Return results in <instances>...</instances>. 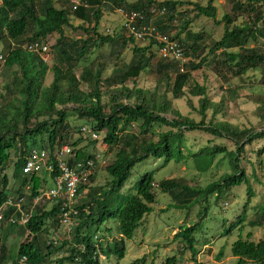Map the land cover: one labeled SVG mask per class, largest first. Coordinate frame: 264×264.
Wrapping results in <instances>:
<instances>
[{
  "label": "trees",
  "instance_id": "trees-1",
  "mask_svg": "<svg viewBox=\"0 0 264 264\" xmlns=\"http://www.w3.org/2000/svg\"><path fill=\"white\" fill-rule=\"evenodd\" d=\"M36 1L38 0H3L0 7V46L8 43L4 40L19 46L10 51L4 65L10 69L17 67L22 77L17 84L21 98L15 97L10 102L1 99L0 105V264L8 261L3 236L24 237L26 232H29L30 240L22 243L17 252L18 258L23 259L24 264H46L58 252H64L65 255L56 260L55 264H103L104 258L107 260L113 257L122 260L126 256V241L133 240L145 216L153 211L152 205L157 202V190L170 199L167 211L173 209L189 213L197 210V222L191 227L181 226L175 242L183 248L181 255L191 253V261L201 264L197 260L199 251L196 246L206 244V241H201L202 236L206 237L212 233L205 232L202 223L210 219L212 209L222 208L221 199L229 197L228 201L236 197L238 189L244 185L246 194L245 199L241 201L243 206L238 215L231 222L227 218L221 219V216V224L213 222L216 227L214 232L218 237L239 232L238 239L231 249L233 257L236 258L233 264H264V239L254 242L251 240V233L247 234L246 239L243 238V232L248 228L264 227V194L256 192L251 183L253 180L256 184L264 186V167L260 159L264 154V145L252 148L254 143L264 139V92L261 91V99L247 96L248 101L260 105L256 113L261 120V127L241 128L228 122L217 121V115L226 116L222 111L230 101L243 97L231 88L230 80L222 72L216 71L217 85L211 92L219 90L226 95L219 103L208 98L210 93L205 81L199 84L195 80L192 73L200 70L205 63L204 59L196 62L203 54L197 46L203 39V34L186 32L189 22L183 23L182 32L177 33L176 37L179 44L183 45L184 57L191 55L194 59V62L184 67L185 71H181L182 63L179 60L166 62L159 59L156 53L148 56L155 43L146 47L138 43L132 35L117 32L118 35L114 38L123 40L124 45L133 49L134 60L128 69H118L106 76L104 66L99 60H93L83 69L80 77H77L73 69L64 72L55 68L54 82L49 87L40 88L38 78L42 74L43 61L40 55L27 53L21 48L24 43L22 37L29 26L37 24L38 32L33 36V40L45 39L54 33L59 34L54 46L58 50V63L73 60L66 49L69 45L75 48L76 60L82 61L92 48L113 43L115 39L104 37L98 32L103 0H82L90 5V12L80 8L75 13L90 26L91 14L94 16L95 25L92 32L96 39L89 38L83 42L65 39L63 27L69 22L65 11L49 8L46 19L40 20L33 8ZM229 1L232 4L230 15L238 17L246 14L249 23L245 28L227 29L224 39L216 47L231 49L243 43L247 45L251 40L255 42L257 37H263L264 27L256 32L254 28L261 19V5L264 0ZM109 2L123 7L126 11H143L147 15L158 0ZM212 2L213 0H209V6L206 8L195 4V8L199 14L215 18L216 11L211 6ZM167 5L173 7L174 3L168 2ZM178 13L179 9L176 8L171 15L167 14V18H159L156 25L158 30L172 34L175 27L172 22L187 15L186 10L182 11V15L181 12ZM232 16L224 17L229 25L230 20L233 21ZM184 32L186 38H180ZM79 43L83 45L79 47ZM92 55L93 52L90 53V56ZM228 57L231 61L239 60L232 68L237 76L235 78L243 77L250 70L264 68V51L257 47L256 50L244 48L243 54L231 53ZM150 63L155 66V87L142 88L139 86V77L144 67L148 68ZM262 74L264 78V70ZM224 87L227 89H223ZM7 89L10 90L9 87ZM186 90L189 96H186ZM169 94H173L177 100L185 97L191 112L183 113L180 107H174L168 100ZM192 96L200 97V107L197 110L192 106L191 99H195ZM210 110H213V113L208 118ZM32 119L36 122L33 123ZM75 120L86 121L87 127L98 133V140L82 136L77 139L81 131L80 128L72 126ZM191 134L203 139L208 137L207 141L195 147L193 152L186 147L189 136H194ZM84 143L82 148L76 149ZM99 144L107 147L104 159L114 154L106 167V188H102L100 192L96 191L94 186L98 174H94L90 183L78 190L83 195L77 205L78 214L71 228L72 240L45 245L40 236L48 231L47 221L52 220L54 226H61L62 212L60 205H55L50 211L36 207L28 224L22 225L21 213L18 212L16 203L23 197L27 205L24 209H29L34 205V200L39 196V190L45 182L37 175L23 174L24 164L33 150H44L49 159L55 162L53 175L56 177L60 175L53 155L56 151L68 145L75 149L77 160L95 159L94 153L87 155L86 151L89 146ZM15 155H18L16 160L13 158ZM187 161H191V166L199 174H206L216 164L223 163L228 171L219 180L205 187L191 186L184 180L175 178L163 180L156 185L157 169L156 172L154 169L144 174L141 172V168L147 163H159L164 168L171 162L179 164ZM245 163L250 166V173L247 172ZM100 165L97 164L96 173ZM9 169H12L11 177L7 174ZM136 174L140 179L137 181L136 178L130 183L131 176ZM128 184L130 186H127ZM28 186L29 192L25 190ZM125 187L130 189L127 194H121ZM28 193L30 195L27 197ZM255 197H259L260 201L253 204ZM9 200L14 205H7ZM212 220L217 221L219 218L215 215L211 217V222ZM112 221L118 222L120 239L105 242L103 232L111 235L113 230L103 227ZM8 256L11 258V255ZM224 256V251L221 250L215 260L221 261ZM131 264H146V259H139ZM163 264H179V260L173 256Z\"/></svg>",
  "mask_w": 264,
  "mask_h": 264
},
{
  "label": "rangeland",
  "instance_id": "rangeland-1",
  "mask_svg": "<svg viewBox=\"0 0 264 264\" xmlns=\"http://www.w3.org/2000/svg\"><path fill=\"white\" fill-rule=\"evenodd\" d=\"M55 2V6L59 9L62 7H68L67 4L63 6L62 2H69L66 0H53ZM129 1H136V0H129ZM180 2H184L185 6L181 8L182 11L186 10L187 15L183 17H179L176 21L172 22L175 27H173L172 33L177 34L182 32L183 23L189 22L185 31H192L194 33H207L208 34V41H213L216 39H220L221 36L224 34V30L227 27V22L224 20V17L232 14L230 11L232 4L229 0H214V5L216 6L217 16L216 18H209L204 14H199V12L195 8V4H198L201 7H206L209 3L208 0H179ZM3 0H0V5ZM191 4V5H190ZM68 7L71 12V26H65L64 35L65 38L74 41V42H83L87 37H92L96 39V36L93 32L89 29V32L83 30L82 27H88V25L76 18L72 15L73 9ZM233 22L235 26H243L248 22V17L246 14L241 16H232ZM94 20V16L92 17ZM120 17L117 13H115V5L113 2L109 4H105L102 7V19L101 25L99 29V33L102 36H109L114 38L118 35L120 31L121 24H118L120 21ZM225 25V27H224ZM234 25H230V28ZM118 27V29H117ZM119 30V31H118ZM118 32V33H117ZM184 34L182 33V37L184 38ZM211 34V35H210ZM59 38V34L49 35L44 42H47L49 46H52V51L49 56H42L43 64L41 65L42 74L38 78V83L40 84V88L49 87L56 78V70H62L64 72L68 71L69 69H73L76 73L77 77H80L81 72L85 67H87L90 62L93 60H99V62L104 66V74L107 76L110 73L112 74L115 70L121 69L125 70L133 63V49L130 46L124 45L123 40L114 38L115 43H108L104 44L98 48H92L86 56V59L82 61L76 60V51L75 48L71 47L70 45L66 48L69 51V54L72 56L71 62H63L58 63L57 59H59L58 50L55 49L56 42ZM82 39V40H80ZM8 43H4L0 48V54H3L4 57L8 55L10 49L12 48L11 42L9 40H4ZM140 43V42H138ZM101 44V42H99ZM143 45V43H140ZM83 43H79V47H81ZM254 45L261 51H264V42L262 38H259ZM93 52V55L90 56V53ZM153 53H156V49H152L148 52V56H151ZM158 54V53H156ZM202 54L201 56H203ZM159 58V55H157ZM136 58V57H135ZM171 59H169L170 61ZM156 61V60H155ZM200 61V58L197 59V63ZM207 63L202 67L201 70H198L192 73L195 76V80L198 81L199 84H203L205 81V86L208 89L210 96L208 97L213 102L219 103L222 100L223 96H226L220 91L212 92V89L217 85L215 80L217 79L216 71L222 72L225 76L228 77L230 80V86L232 89L236 90L237 93L242 95L243 98L234 99L230 101L226 105V109L222 112H225L226 116H222V114L217 115V121L220 122H228L235 126H239L241 128H252V127H261V120L257 116V108H259V104L254 101L247 100V96H253L255 98L261 99V91L264 92V78H263V70L264 68H259L256 70H250L241 78L237 77L235 71L232 70L234 66L230 67L228 65H221L217 64L215 57H207ZM96 63V62H95ZM5 63L0 64V105L2 104L1 99H6L7 102L12 101L15 97L21 98L17 84L19 79H21V75L19 74V69L14 67L12 69L7 68ZM195 64V63H194ZM103 69V68H102ZM7 70V71H6ZM104 75V76H105ZM16 76V78H14ZM233 76V77H232ZM219 77V75H218ZM15 79V81H13ZM209 79V80H208ZM220 80V77H219ZM155 66L150 63L148 68L144 67V71L141 73L139 77V86L142 88H153L155 87ZM8 85V86H7ZM9 87L10 90L7 88ZM186 96H189L188 90H186ZM1 95L3 97H1ZM195 99H191L192 106L197 110L200 107V97L199 96H192ZM185 98V97H184ZM179 99L177 100L173 94L168 95V100L172 102L174 107L181 108L183 113L191 112V110L187 107L186 99ZM227 98V97H226ZM199 99V101H198ZM221 112V113H222ZM213 110L208 111V118L211 117ZM36 119V118H34ZM32 119L33 123L36 121ZM86 121L75 120L73 121L72 126L74 128H80L83 125H87ZM83 134V133H82ZM79 134V136H82ZM194 135V134H191ZM83 137V136H82ZM189 140L186 141V147L189 151H194L195 147H198L201 143H205L208 139L200 138L198 135L189 136ZM200 140H199V139ZM76 140V139H75ZM74 140V141H75ZM90 141V140H89ZM194 145H193V144ZM85 145L82 144L80 147L76 149H80ZM264 145V139L261 142L254 143L252 148H258L259 146ZM64 148V147H63ZM62 148V149H63ZM61 149V150H62ZM87 155H92L94 153L95 156L97 155H104L107 153V147L105 145H91L88 147L86 151ZM18 155H15L13 158L16 160ZM114 157V154L105 157L107 162L106 166L109 165L111 158ZM262 160V164L264 167V154L260 157ZM153 162V161H152ZM106 166L98 168L97 173L98 176L95 178V186L97 192H100L102 188H106L107 185V172ZM247 169V172H251V168L248 164H244ZM154 169L156 172V180L155 183L157 185L158 182H161L166 179H180L184 180L191 186H201L205 187L208 184L215 182L220 179L222 175L226 171H228L227 166L223 164H216L212 170H210L206 174H199L196 172L193 167L191 166V161H187L186 163H179L176 164L171 162L167 167H161L159 163H147L141 168L142 174L146 173ZM137 171L134 170V172ZM7 174L11 177L12 176V169L7 171ZM262 174V171H260ZM264 176V170L263 174ZM137 178V181L140 179L139 175L136 174L131 176L130 183H133L134 180ZM252 185L254 186V190L259 193L264 194V186H260L255 183V181H251ZM132 185V184H131ZM127 186H130L129 184ZM130 188L125 187L122 190L123 194H127V191ZM100 190V191H99ZM245 185L242 188L238 189L237 196L230 198L221 199L220 203L222 204V208L220 209H212L210 213V219L207 222L202 223V227L204 228L205 232L212 233L209 236H202L201 241H206L207 243L203 246L197 245L196 248L199 251L197 254V260L201 264H233L236 261V258L233 257L231 249L232 245L235 241H237L239 232L235 231L233 234L229 236H222L218 237L217 234L214 232L216 227L214 226L213 222H220L221 219H226L231 222L233 218L238 215V211L243 206L242 200H244L245 196ZM30 193L26 194L28 197ZM160 197V198H159ZM130 198V197H129ZM159 198V199H158ZM157 202L152 205L154 206L153 212L150 215H147L141 223L142 225L140 228L135 232V236L133 240L126 241V256L122 260H118L116 258H111L105 260L103 259V264H131L136 260H142L143 258L146 259V264H163L168 258L176 256L179 260V264H194L191 261L192 254H183V248L177 245L175 242L176 234L179 233L181 226L187 225L189 227L193 226L198 219L197 210H193L189 213H184L180 211H176L170 209L167 211L168 204L171 203L169 197L166 194H163L157 190ZM260 201L259 197H255L252 200V203L255 204L256 202ZM35 202V201H34ZM224 204V205H223ZM56 205L55 202H51L47 199H43L39 201L36 205L37 208L45 209L46 211H50ZM241 205V206H238ZM35 207V208H36ZM34 208V211H35ZM223 210L225 213L223 214ZM218 216L219 220L211 222V217ZM222 218L220 219V217ZM111 228L113 230V234H108L103 232L104 241H114L116 239H120L118 234V222L112 221L110 223H106L103 227ZM46 229L47 232L42 233L40 236V240L49 245L50 242H56L58 244L67 241L70 242L72 240L71 232L68 233L67 228L64 225L54 226L52 224V220L47 221ZM248 233H251L252 241L259 242L264 239V227H259L257 229H250L248 228L243 232V238L246 239ZM201 236V235H199ZM114 239V240H113ZM30 240V235L26 232L24 237H19L18 235H13L7 237L3 236V245L6 246V253L5 256L7 257V262L5 264H24L22 259L18 258L17 252L22 243H26ZM201 247V248H200ZM45 248V247H44ZM224 251V257L221 261H216V256L220 254V251ZM46 252V248L44 249ZM11 255V258L8 256ZM65 255L64 252H58L53 257H51L46 264H55L56 260L60 259ZM17 262V263H16Z\"/></svg>",
  "mask_w": 264,
  "mask_h": 264
},
{
  "label": "clouds",
  "instance_id": "clouds-1",
  "mask_svg": "<svg viewBox=\"0 0 264 264\" xmlns=\"http://www.w3.org/2000/svg\"><path fill=\"white\" fill-rule=\"evenodd\" d=\"M66 1H69V2H62V4H63V6L65 5V4H67V6L69 7V6H71L70 8H72L73 9V11H72V13H73V17L74 18H76V19H78V20H80V21H82V22H84V23H86L87 25H88V27H82L83 28V30L84 31H86V32H88L89 31V29L92 31V29H93V27H94V25H95V20H92V17H93V15L91 14V20H92V25L90 26V24L88 23V22H86L85 20H83V19H80V18H78L77 17V15H75V13L77 12V10L78 9H80V8H85V9H87V12L89 13L90 12V5L88 4V3H86V2H83L82 0H66ZM137 1V0H136ZM168 2H171V3H174V6L173 7H169L168 5H167V3ZM112 2H109V0H103V4L101 5V7H100V9H101V13H102V7L105 5V4H111ZM130 3H135V1H131ZM208 3H209V0H208ZM2 4H3V2L1 3V5H0V7L2 6ZM183 6H185V3L184 2H180L179 0H158V2H157V4H155V5H153L152 7H151V9L149 10V12H147V15L142 11V12H137V11H126L123 7H118V6H115V13H117L118 15H119V17H120V21H118V24L120 25H122L121 27H120V31H122V32H125L127 35H132L135 39H136V41L137 42H140V43H143V45L145 46L146 45V47L148 46L149 47V45H151V44H153V43H155V45L153 46V50L154 49H156V53H158L157 55H159V59H164V60H166V62H171V61H174V60H178V59H175V57H173V56H168V57H164L163 56V54L161 53V49L164 47V41H163V39L164 38H167L168 39V42H170V43H172V44H174V45H177L178 47H179V49L181 50V52H182V46L183 45H180L179 44V40L176 38L177 37V35L178 34H166V33H163V32H160L159 30H158V28L156 27V25L158 24L157 23V20L159 19V18H161V17H165V18H167V14H170L171 15V13H172V11H174V10H176V8H178L179 9V13L181 12V15H182V10H181V8L183 7ZM209 6V4L206 6V7H208ZM213 8H215L216 6L214 5V0H213V2H212V5H211ZM68 7H62V9H59V8H57L56 6H55V2L53 1V0H38V1H36V2H34L33 3V8H34V10H35V13H36V15H37V17L40 19V20H45L46 19V17H47V10L49 9V8H55L57 11H65L66 13H67V16H68V19H69V22H68V24H66L65 26H69L70 25V27H72L71 26V21H70V19H71V12H70V10L68 9ZM206 7H204V8H206ZM215 11H216V8H215ZM132 13H136V14H138L139 15V18L137 19V21H136V23H135V25H136V27H137V30L138 31H143V29H147V30H149V29H153V34L151 35V36H148V35H146V36H144V38L143 39H138L136 36H134L133 34H131L129 31H127L126 30V28H125V26H124V24H125V17H124V14H132ZM178 13V14H179ZM216 14H217V12H216ZM217 16V15H216ZM216 16H215V18H216ZM182 17V16H181ZM209 18H212V17H209ZM102 19V18H101ZM227 20V19H226ZM176 21V20H175ZM174 22V21H173ZM227 22V27H226V29L224 30V34H225V32H226V30L227 29H229V30H233L235 27H239V28H245L246 27V24L247 23H249V19H248V22L245 24V25H241V26H235V24H234V22L233 21H231L230 20V22H231V25L233 24L234 26L233 27H231L230 28V25H229V22H228V20L226 21ZM99 23H100V25H101V20L99 21ZM167 23V22H166ZM100 25H99V29H100ZM64 26V27H65ZM63 27V28H64ZM224 27H225V25H224ZM264 27V3L261 5V19L258 21V23H257V25H256V27L254 28V30H255V32L256 31H258V30H261V28H263ZM117 29H118V27H117ZM188 31H190V30H188ZM38 32V28H37V24L36 23H34L32 26H29L28 27V29H27V32H26V34L22 37V39H23V41H24V43H23V45H21V48L25 51V52H29V53H33V54H38V55H40V58L42 59V56H49V54L51 53V51H52V46H49L48 45V43L47 42H44V40L49 36H47L45 39H34L33 40V36L36 34ZM63 32H64V29H63ZM99 32V31H98ZM187 32V31H186ZM186 32H184V33H186ZM192 32V31H191ZM90 33V32H89ZM193 34H203V39L202 40H200L199 42H198V44H197V46L199 47V52L200 53H203L204 55L203 56H200L199 58H200V61L202 60V59H204L205 60V63L202 65V67L207 63V61H206V59H207V57L209 56V57H215L216 58V61H217V64L216 65H218V64H221V65H228V66H230V67H232V66H236L237 65V63H238V61L239 60H237V61H231V60H229V57H228V54H243V51H244V48L245 49H249V50H253V49H255L256 50V46L254 45V43H256V41L255 42H253L252 40L247 44V45H244V43L241 45V46H238V47H233V48H231V49H229V47H216V45L218 44V43H220V42H222V40L224 39V34H223V36H221V38L218 40V39H216V40H213V41H208V39H207V37H208V34L207 33H203V32H201V33H194V32H192ZM54 34H58V33H54ZM51 35H53V34H51ZM211 35V34H210ZM65 36V35H64ZM182 36L180 35V38H181ZM89 38H92V37H87L85 40H87V39H89ZM176 38V39H175ZM184 38H186L185 37V34H184ZM183 38V39H184ZM259 38H262L263 39V42H264V36L263 37H257V40L259 39ZM66 39V38H65ZM80 40H82V39H80ZM72 42V41H71ZM74 42V41H73ZM111 43V42H110ZM113 43H115V41L113 42ZM112 43V44H113ZM106 44H108V43H106ZM11 45H12V48L10 49V51L11 50H13L14 48H18L19 46L16 44V43H11ZM0 48H1V46H0ZM10 51H9V53H8V55L7 56H5L4 57V55L3 54H0V64H2V63H5V61H6V59H7V57L9 56V54H10ZM182 54H183V52H182ZM198 58V59H199ZM169 59H171L170 61H169ZM183 60H185V62H183ZM183 60H179V61H181V63H182V68H181V71H185L184 70V67L186 66V65H189L191 62H194V59H193V57L190 55V56H186V57H184V54H183ZM43 61V60H42ZM197 61V60H196ZM199 61V62H200ZM198 62V63H199ZM44 63V62H43ZM42 63V64H43ZM202 69V68H201ZM200 69V70H201ZM223 89H227V87H224ZM83 126H87V125H83ZM83 126H81L80 127V129L83 127ZM81 131V130H80ZM98 140V139H97ZM39 149H36V150H33V151H38ZM32 151V152H33ZM40 151V150H39ZM44 151V150H43ZM32 152H31V154H32ZM46 152V151H45ZM100 155V154H99ZM101 156V159L100 160H96V156H93V157H95V159H93L94 161H95V167H94V169H93V175L94 174H96V168H97V164L98 163H100L101 165H100V168L101 167H104V166H106V164H107V162H106V160L104 159V157L102 156V155H100ZM91 159V158H90ZM79 161H81V160H79ZM97 163V164H96ZM107 167V166H106ZM156 174V173H155ZM92 175V176H93ZM54 176V175H53ZM41 179H43V180H45V182L44 183H51V180L47 177V175L46 174H44V175H42V176H39ZM155 179H156V175H155ZM43 183V184H44ZM26 190V189H25ZM40 191V190H39ZM121 194H123L122 193V191H121ZM41 195V192H40V194H39V196ZM38 196V197H39ZM37 197V198H38ZM36 198V199H37ZM160 198V197H159ZM158 198V199H159ZM35 199V200H36ZM34 200V201H35ZM158 201V200H157ZM37 205V204H36ZM36 205H35V202H34V205L33 206H31V207H29V209L27 208H25L26 210H28V211H26L25 209H24V207L25 206H27L26 205V201H24V204H23V206H22V209H23V211H25V212H30V210L34 207H36ZM56 205H58V204H56ZM152 209H154V206H152ZM19 212V211H18ZM35 212V211H34ZM153 212V211H152ZM151 212V213H152ZM150 213V214H151ZM34 214V213H33ZM149 214V215H150ZM33 216V215H32ZM147 216V215H146ZM145 216V217H146ZM21 218V217H20ZM32 218V217H31ZM30 218V219H31ZM75 218V217H74ZM145 219V218H144ZM13 220V219H12ZM30 221V220H29ZM28 221V222H29ZM62 221V220H61ZM144 221V220H143ZM143 221H142V223H143ZM22 223V222H21ZM28 224V223H27ZM27 224H23L22 223V225H24V226H26ZM73 224H74V220H73V223H72V226H73ZM63 225V224H62ZM142 225V224H141ZM140 225V226H141ZM65 226V225H64ZM72 226L71 227H67V226H65L66 228H67V231H68V233H70L71 232V228H72ZM140 228V227H139ZM138 228V229H139ZM137 229V230H138ZM28 234H29V232H28ZM24 260L22 259V262H23Z\"/></svg>",
  "mask_w": 264,
  "mask_h": 264
},
{
  "label": "built area",
  "instance_id": "built-area-1",
  "mask_svg": "<svg viewBox=\"0 0 264 264\" xmlns=\"http://www.w3.org/2000/svg\"><path fill=\"white\" fill-rule=\"evenodd\" d=\"M125 28L131 34L138 39H143L144 36H151L153 29H143L138 31L135 25L139 15L136 13L124 14ZM164 47L161 49V53L164 57L173 56L175 59L183 60V54L177 45L168 42L167 38H164ZM185 62V60H183ZM83 137H88L90 140H97L98 133H94L89 127L83 126L81 129ZM64 147V148H63ZM62 150L56 151L53 155L58 164L57 170L60 175L54 177L55 162L49 159L47 152L43 150L33 151L28 157L23 167V174L31 176H42L44 174L51 180V183H44L40 189L41 195L35 200V205L42 201L44 198L55 202L60 205L62 212V224L71 227L74 217L78 214L77 205L81 201L83 193H79L78 190L90 183L93 175V169L95 167V161L93 159L77 160V153L74 148L65 145ZM101 156L97 155L96 160H100ZM27 192L30 191V187L25 188ZM25 199L22 197L16 203L18 211L21 213V222L25 225L28 223L34 213V207L30 212H25L22 209ZM7 205H14L11 200ZM1 212V211H0ZM2 215L0 213V219ZM13 221V220H12ZM26 260V259H25Z\"/></svg>",
  "mask_w": 264,
  "mask_h": 264
}]
</instances>
